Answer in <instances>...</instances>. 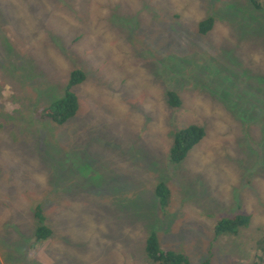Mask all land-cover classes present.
<instances>
[{"label":"rangeland","instance_id":"obj_1","mask_svg":"<svg viewBox=\"0 0 264 264\" xmlns=\"http://www.w3.org/2000/svg\"><path fill=\"white\" fill-rule=\"evenodd\" d=\"M74 70L85 75L75 116L38 118ZM189 125L205 137L172 165ZM38 206L52 233L36 241ZM237 215L246 227L214 233ZM153 234L189 264H264V10L0 0V264H153Z\"/></svg>","mask_w":264,"mask_h":264},{"label":"trees","instance_id":"obj_2","mask_svg":"<svg viewBox=\"0 0 264 264\" xmlns=\"http://www.w3.org/2000/svg\"><path fill=\"white\" fill-rule=\"evenodd\" d=\"M256 11L264 10V0H247ZM212 20L208 19L199 25L202 35H205L212 27ZM85 81V75L80 70H74L70 74V80L62 98L53 101L48 106L36 111L38 118L48 120L56 126L65 124L73 118L78 110V98L73 89ZM167 103L171 108H178L181 104L179 97L173 91L166 94ZM205 137L204 128L197 125L177 131L173 137V143L169 152V162L172 165L183 162L188 153L198 145ZM155 195L160 205L166 206L169 201L170 192L167 186L159 184L155 189ZM34 217L37 220L35 228L36 241L44 240L51 236V230L44 226V216L40 206L34 210ZM250 221L248 216H234L229 219H223L218 222L214 233L221 235L225 233L235 234L241 227H246ZM145 255L153 264H189L186 256L163 250L155 235H151L145 246ZM202 264H209L207 261Z\"/></svg>","mask_w":264,"mask_h":264}]
</instances>
